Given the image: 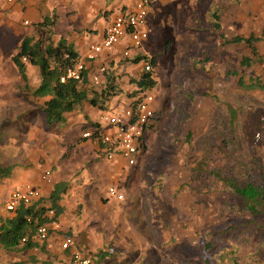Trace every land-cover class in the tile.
Returning a JSON list of instances; mask_svg holds the SVG:
<instances>
[{"label":"rangeland","instance_id":"374dc122","mask_svg":"<svg viewBox=\"0 0 264 264\" xmlns=\"http://www.w3.org/2000/svg\"><path fill=\"white\" fill-rule=\"evenodd\" d=\"M175 2L162 6L151 18L152 49L142 45L154 51L150 55L156 85L145 93L154 99L155 125L118 189L123 200L107 201L102 195L100 205L89 207L91 252L98 257L106 254L99 264H264V234L242 239L250 233L243 234L238 227L249 217L232 209L235 196L209 175L217 169L225 173L234 165H249L252 159L264 171V136L252 142L243 133L253 109H264V89L247 86L256 81L264 85V41L256 45L260 60L250 68L239 65L250 55L247 47L226 43L237 36L261 37L264 0ZM11 18L0 15V165L16 170L28 160L30 148L54 139L39 109L44 99L30 94L39 83L38 69L26 65V86L11 63L21 40L39 33L25 21L15 24ZM133 58L122 54L114 61L121 99H129L137 90L133 82L144 71L142 66L131 75ZM228 70L236 75H226ZM239 78L247 87L238 85ZM55 163H46L51 174ZM14 181L0 180L4 214ZM228 227L236 229L224 234ZM218 236H227L225 246L208 252L210 261L204 263L201 250Z\"/></svg>","mask_w":264,"mask_h":264},{"label":"crops","instance_id":"0c3cea01","mask_svg":"<svg viewBox=\"0 0 264 264\" xmlns=\"http://www.w3.org/2000/svg\"><path fill=\"white\" fill-rule=\"evenodd\" d=\"M138 1L12 0L7 2V0H0V15L2 17L11 15V22L15 24L28 21L30 29L36 30L37 33H40L37 24L45 18H52L54 24L51 28V38L54 44L64 39L73 46L79 54V61H84L90 81L93 75L98 74L99 67L104 64L107 68L106 73L114 78L116 84L114 61L121 58L126 49L128 54L134 58L152 59L150 53H154V51H148L145 48L146 45H150L152 49L150 36L154 35L155 27H150L153 26L151 18L160 11L162 6L167 3L175 5L177 3L175 1L179 0H150L146 19V29L149 31V36L144 44L145 47L134 49L131 47L129 39L124 38L112 52H105L94 61H86L85 56L88 47L102 41L105 30L113 17L120 12L130 11ZM34 36L38 37V34ZM142 61L137 64L132 63L134 67L130 68L134 69L131 70L132 76H135V73L141 69ZM31 67L33 70V66ZM127 69L126 72H129V67ZM104 76L101 79V84L95 88L98 91L102 85L104 86ZM119 95L120 92L111 97L104 104V110L83 103L77 110L65 114L63 122L54 123L51 126H47L45 122L46 128L50 130V134H47L53 137L54 142L33 146L30 148L26 156L28 160L23 163L22 168L16 170L15 167L12 168L9 177L15 178V181L10 186V192L16 188L32 185L41 192L44 204L48 205V196L55 184L65 183L66 191L59 201L62 213L57 217V228L49 224L45 225L47 226V240L44 242L33 240L37 246L31 249H22L21 247L9 251L0 249V264H62L68 259L70 253L60 249V243L65 237H73L84 253L93 261L95 255L92 254L93 251L90 248V235L88 226H86L88 209L91 205H100L102 201L99 199L102 195L106 196L104 199L107 201L113 199L115 202H121L122 200L117 201L115 198L109 197L108 192L115 189L116 193H120L118 189L122 188V182L128 178V171L131 167H128L117 153L109 158V153H112L111 149L100 143L97 134L89 140L82 139L81 135L86 131L104 132L108 129L105 124L101 123L100 117L105 113L114 111L115 107L122 106L130 100L121 99ZM41 99L46 101L48 97ZM119 102L122 103L117 105ZM77 128L81 129V133ZM27 144L31 146L30 141H27ZM139 157L138 155V159ZM44 161L45 164L43 165ZM53 161L56 162V168H54L53 174L50 173L51 182L47 184L40 180V175L45 170L50 171L46 163L52 164ZM97 189L103 190L98 192ZM10 192L7 194L5 203ZM5 216H12V212L4 214L0 210V219L5 218Z\"/></svg>","mask_w":264,"mask_h":264},{"label":"trees","instance_id":"16d2710c","mask_svg":"<svg viewBox=\"0 0 264 264\" xmlns=\"http://www.w3.org/2000/svg\"><path fill=\"white\" fill-rule=\"evenodd\" d=\"M53 24L54 22L50 18H45L37 24L40 30L38 37L34 35L24 37L16 53L11 57V63L26 86V65L29 64L38 69L40 81L30 94L32 98L48 97L39 107L47 126L63 122L65 114L77 110L83 103L104 110V104L111 97L118 95L117 85L110 74H104V86H101L100 91L96 90V86L89 80L87 70L80 73L79 80L66 77L67 70L72 69L79 62V54L64 39L54 44L51 38ZM213 26L216 30L219 29L218 24L214 23ZM262 41H264V32H262L261 37H254L253 35L247 38L237 36L232 40H226V43L244 44L247 47L250 55L243 57L239 65L242 68H250L254 60H260L256 45ZM144 59L145 57H137L131 59L130 62L137 64ZM150 61L154 65V59L152 58ZM226 75L235 76L236 71L228 70ZM62 78H64L63 82L61 81ZM133 83L136 85L137 90L129 94V99H134L139 92L145 93L153 90L156 85L152 72L145 71ZM238 85L264 89V85L258 81L249 83L246 86L242 78H239ZM230 113L234 115L233 110H230ZM154 120H156V117ZM248 120L247 127L243 130L245 138H249V141L252 142H258L257 138L261 135L264 136V109H253ZM154 125L150 126L149 129L152 130ZM223 143L228 147L227 142L223 141ZM260 165L256 159H252L249 165H234L225 173L221 169L209 172L212 180H216L218 184L221 183L226 191H229L237 199L236 207L233 206L232 209L249 217L247 222L238 227L243 234L244 232L250 233L247 237L242 238L244 241L250 236L259 233L264 234V171ZM236 168H238L237 171H235ZM11 173V166L2 167L0 165V180L9 178ZM65 191V183L55 184L48 196V205L44 204L42 198L30 206L19 204L12 212V216L1 218L0 249L9 251L18 247L22 249L36 247L33 236L39 227L48 225L53 220L57 221V217L62 213L59 201ZM50 211H52V215H49ZM235 229L228 227L224 230V234ZM225 240H227V236L222 238L218 236L214 240L206 242L199 254L204 259V263L210 261L207 260L206 254L213 250L216 251L218 248H223ZM105 256L106 254H100L99 257L95 255L92 261L93 264H99V258H105Z\"/></svg>","mask_w":264,"mask_h":264},{"label":"built area","instance_id":"2783aa9c","mask_svg":"<svg viewBox=\"0 0 264 264\" xmlns=\"http://www.w3.org/2000/svg\"><path fill=\"white\" fill-rule=\"evenodd\" d=\"M8 2H11V0H8ZM149 5L150 0H139L130 11L116 14L105 30L102 41L88 47L85 60L91 62L105 52H112L124 38L129 39L132 48L141 49L149 36V31L146 29ZM25 24L28 23L25 21ZM123 56H129L127 49L123 52ZM142 66L145 72H151L153 69L149 59H144ZM106 69L104 64L99 67L98 74L93 75L91 78L93 85L98 87L101 84ZM83 70H86L84 61H79L75 67L67 70L66 77L79 80L80 73ZM61 81L63 82L64 78ZM113 110L100 117L101 123L108 127L107 130L104 132L98 130L86 131L81 137L84 140H89L97 134L100 143L111 149L112 153H109V158L117 153L128 167H133L138 161L140 151L145 146V135L155 122L154 99L150 94L144 93L137 98L130 99L120 107H115ZM40 180L47 184L51 182L49 170L42 172ZM108 195L117 201L123 200V195L117 194L115 190H109ZM41 197V192L32 185L16 188L10 192L5 208L8 212H13L19 204L30 206L34 202H38ZM49 215H52V211L49 212ZM49 225L57 228V222L54 220ZM46 227L41 226L37 229L33 236L34 241L44 242L47 240ZM60 249L70 252L68 259L62 264H92L91 259L84 253L73 237H65L60 243Z\"/></svg>","mask_w":264,"mask_h":264}]
</instances>
